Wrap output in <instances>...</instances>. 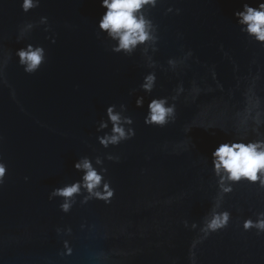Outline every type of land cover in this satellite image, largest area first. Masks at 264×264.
Instances as JSON below:
<instances>
[{"label":"water","instance_id":"obj_1","mask_svg":"<svg viewBox=\"0 0 264 264\" xmlns=\"http://www.w3.org/2000/svg\"><path fill=\"white\" fill-rule=\"evenodd\" d=\"M21 2L0 0V264H264V233L242 229L264 212V189L239 182L220 198L211 170L221 143L264 139V44L234 17L260 0H156L143 10L156 39L130 56L112 53L116 42L99 32L101 0H40L27 14ZM26 44L45 50L31 75L15 57ZM160 98L175 102V122L145 126ZM110 105L135 135L103 148ZM83 157L107 169L114 196L81 204L82 189L62 213L49 193L80 180L73 164ZM215 204L231 217L205 238Z\"/></svg>","mask_w":264,"mask_h":264},{"label":"clouds","instance_id":"obj_2","mask_svg":"<svg viewBox=\"0 0 264 264\" xmlns=\"http://www.w3.org/2000/svg\"><path fill=\"white\" fill-rule=\"evenodd\" d=\"M40 0H22L20 9L27 14L30 10L39 6ZM156 0H101L100 7L105 11L100 17L97 28L100 33L105 34L106 39L115 41L111 52L114 54H124L130 56L138 45L155 41L153 35V25L151 20L146 19L143 10L146 6L155 7ZM172 9L169 8L168 11ZM179 14V9L176 10ZM234 17L242 33L259 44H264V0H260L257 6L244 4L241 11H236ZM41 24L47 23L46 17H41ZM32 24L25 25L17 37L18 41L24 37L27 29H31ZM47 31V29H45ZM55 42L54 40L52 41ZM191 55V53H189ZM18 66L25 74L31 75L37 72L45 62V50L41 46L26 44L15 51ZM173 61H169L172 64ZM155 73H149L144 78L141 88L150 92L155 83ZM173 101L176 96L172 97ZM143 105L142 98L137 100V107ZM115 106L110 105L105 109L106 120H101L99 127L107 128L112 125L110 135L97 137L101 147L108 148L119 145L121 142L130 140L135 135L134 128L125 130L123 123H132V118H122L120 113L115 112ZM176 119L175 102L168 104L167 98L152 99L148 103L147 115L144 117V125L163 128ZM111 161L119 160V157H108ZM100 164L101 161H95ZM212 173L216 178V185L220 198L223 194L231 193L233 184L247 182L255 184L260 189H264V139L251 141L248 143L230 141L221 143L211 153ZM75 171L82 172L80 180L62 187L53 189L49 193V200L59 197L63 200L59 204V210L67 214L75 203L74 197L81 194L83 189L86 192L81 204H87L90 200L103 201L105 205L111 203L115 189L110 183L104 180L103 174L107 169L93 167V162L87 157L79 158L73 164ZM6 165L0 162V185L5 179ZM27 179V178H25ZM215 204L209 215L205 218L200 231L206 238L210 233L217 232L228 226L231 214L228 211H217ZM243 231L255 230L257 235L264 233V212L256 214L255 220L248 218L242 224Z\"/></svg>","mask_w":264,"mask_h":264}]
</instances>
